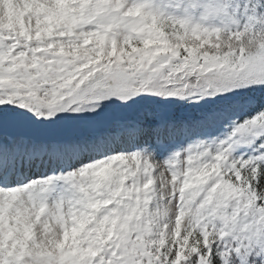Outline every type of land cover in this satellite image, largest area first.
I'll list each match as a JSON object with an SVG mask.
<instances>
[{"label": "snow or ice", "instance_id": "1", "mask_svg": "<svg viewBox=\"0 0 264 264\" xmlns=\"http://www.w3.org/2000/svg\"><path fill=\"white\" fill-rule=\"evenodd\" d=\"M0 264H264V0H0Z\"/></svg>", "mask_w": 264, "mask_h": 264}]
</instances>
